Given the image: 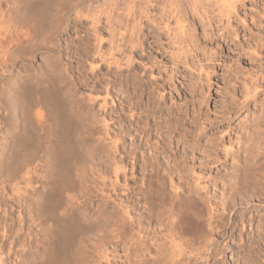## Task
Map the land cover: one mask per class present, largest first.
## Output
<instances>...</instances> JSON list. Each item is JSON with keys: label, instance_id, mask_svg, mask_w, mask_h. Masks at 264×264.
I'll return each instance as SVG.
<instances>
[{"label": "rangeland", "instance_id": "rangeland-1", "mask_svg": "<svg viewBox=\"0 0 264 264\" xmlns=\"http://www.w3.org/2000/svg\"><path fill=\"white\" fill-rule=\"evenodd\" d=\"M14 1L0 0V14L11 11L17 22ZM61 1L48 2L49 16ZM138 3L141 9L116 27L73 22L71 35L58 40L48 16L39 26L35 52L27 56L17 53L9 60L17 44H1L8 53L0 55V114L6 113L0 119V149L8 140L12 156L0 165V205L4 187L15 216L18 209L26 214L7 180L29 164L48 165L56 150L58 132L50 121L32 136L36 142L25 153L18 141L30 94L8 84L35 74L41 76L39 93L65 95L63 139L75 153L66 161L65 194L79 203V215L67 219L66 247L62 253L53 250L54 256L61 254L46 264H163L170 254L167 230L182 202L198 200L205 223L212 222L208 208L226 203L235 191L244 200L256 191L262 201L235 207L245 215L246 229L222 240V256L207 264H264V241L257 255L239 247L244 241L249 245L264 221V0ZM16 32L11 27L10 33ZM72 93L78 106L68 103ZM153 157L157 171L144 165ZM154 172L165 188L161 200L153 199L145 184ZM48 185L45 177L38 192ZM252 216H257L253 224ZM231 217L226 213V220ZM118 222H124L120 238L112 233ZM176 229V236L191 239ZM31 251H24L25 262Z\"/></svg>", "mask_w": 264, "mask_h": 264}, {"label": "bare ground", "instance_id": "bare-ground-1", "mask_svg": "<svg viewBox=\"0 0 264 264\" xmlns=\"http://www.w3.org/2000/svg\"><path fill=\"white\" fill-rule=\"evenodd\" d=\"M49 1L50 0H15L14 2H18V12L20 15L17 22H14L13 18L11 19V14L13 13H11V11H4L6 13L2 15L0 14V17L2 18H0V28L2 31L1 29L0 31L6 33L2 38L0 37V55L5 52L8 53L5 49H1V44L6 42L10 45L14 42L17 44L16 47L14 49L12 48L13 50L7 54L9 60H11L17 53L27 56L28 54L35 52V47L38 42V30H40L39 28L43 25L42 22L45 23L50 13V10L48 11L47 7V5L50 4H48ZM138 2L139 0H64L61 1L52 12L53 15H50L52 19L50 20V18H48L50 21L48 22L51 25L48 22H46V24L48 23L50 25L49 27L52 26L51 28H53L54 36H51H53L54 40H58L59 37L63 35H71L69 30L72 28L73 22L89 21V23L94 26L97 23L104 21V23L108 25L115 26L121 18L127 20L128 18L133 17L136 11L141 9ZM12 6H10V9ZM15 6L17 7V5ZM14 9L12 7L11 10L13 11ZM6 17L8 19H6ZM11 27L16 28L17 32L10 33ZM51 66L54 69H57L58 63L53 61ZM27 76L23 75L22 77H18L17 80L11 81L8 84L10 87H13V85L16 84L19 87L23 86L25 89L28 88L27 90L30 94L23 104L24 106L22 109L24 116V126H22L24 136L18 140L20 147L23 146L22 149H20L25 153V151L31 148V142H34L35 140L32 139V136L36 138V136H38L37 132H44V130L48 128L46 125L47 121L56 125L55 128L58 132V137L55 143L56 150H53L55 152L51 151L50 153L53 162L50 161L48 165L45 163L29 164L15 172V176L12 175L14 177L7 180L9 183L8 185L11 188L8 187L12 189L10 190L11 194L12 191L15 195L18 194V199L16 200L19 202L20 208L23 209L21 210L23 212L25 211L26 214L22 215L19 213L18 206V215L15 216L16 213H13V208L16 210V206L13 207V205L10 204L12 197L7 196L4 187L1 188L4 197L1 201L3 208L0 207V264H18L19 261L23 262L24 251L28 248L29 250L32 249V257L29 261H24L26 264H46L47 261H54V257H59V251H56L57 255L54 256L53 250H60L62 253V250L67 245L65 242L69 239L71 221L67 219L75 220L73 217L79 215V203L77 197L75 195L68 196L65 194L68 187L67 179L65 178L68 175H65L67 171H69V169H67L69 168L67 167L69 164H66V161H69V157L71 156L75 157L74 149L68 145L70 142L66 143V139H63L65 130L63 131L64 128L62 126L64 125L62 121V115H64L62 101L65 95L62 94V96L60 94V96L59 93L55 91H52V93H49V91L43 93L41 91L42 93H39L37 91L39 89L36 88L40 83L41 76L38 75V77L34 74L26 78ZM70 98L71 101L69 100L68 103L72 106H78L76 94L72 93ZM3 114H0V119L3 118ZM7 142L8 140L3 142L2 146L4 148L0 149V165L3 163L4 159H8V157L10 158V156H12V152H10L11 155L8 153L9 149L7 148ZM48 154L49 153H47V155ZM154 159L155 158L153 157V160H151L152 162H149V160L145 162L144 165L150 166L156 170V167L159 168V162ZM149 163L151 164L149 165ZM155 172L153 175H149L150 177H146V179L144 178L146 180V183H144L146 184L147 189H149L151 197L156 200H161L165 188L160 183ZM45 177H47L49 189L43 193H39V187ZM114 177L116 179L119 177L117 172H115ZM231 196H233V198H231ZM231 196H229L231 199L226 203L222 202V205L216 206L218 208H208L209 215L213 221L207 223H205L206 221L203 219V212L201 211V208H199L200 204L197 202L198 200L196 202L190 200L188 202L183 201L176 214V218L174 217L176 220L172 221L173 218L171 219V228H168L167 230L166 238L169 240L170 254H168L169 256L166 255L163 264H207L208 260L222 256L221 254L225 250V247L221 245V243H223L222 240L224 241L227 238L230 239L239 227L240 233L246 229L242 220L245 215L238 212L237 209L234 210L235 207L243 204L247 205L255 201L259 203L262 201L259 197L260 195L256 193V191L246 200L243 199L238 191H235ZM65 197L67 199H64ZM136 199H138L137 196ZM14 201L15 200L13 199V202ZM133 201L134 200H132V202ZM14 205L16 204L14 203ZM120 207L121 205L119 204V208ZM226 213H232V217L228 220L225 219ZM81 215L86 216L84 212H82ZM96 215L97 214H94V218H98ZM256 217L257 216H252L248 222L253 224L255 219H257ZM130 223V218H128V224ZM77 224L78 223L76 222V225ZM176 227L184 234L189 233L191 239L186 237L187 240H183L181 239L182 237L176 236ZM204 228L206 229L205 235L203 234L205 230ZM123 229L124 222H118L112 233L116 235V238H120ZM254 231L255 234L253 233V240H251L249 245L245 246L248 242L244 241V243H241L242 245L239 246L241 248L248 247V253L251 255L258 254L259 247L262 244V241H264V221L262 225L258 223ZM186 236H188V234Z\"/></svg>", "mask_w": 264, "mask_h": 264}]
</instances>
